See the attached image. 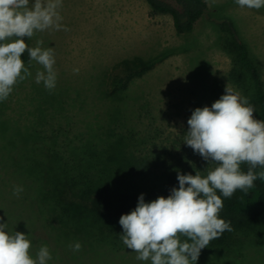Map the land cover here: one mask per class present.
<instances>
[{
  "label": "trees",
  "instance_id": "obj_1",
  "mask_svg": "<svg viewBox=\"0 0 264 264\" xmlns=\"http://www.w3.org/2000/svg\"><path fill=\"white\" fill-rule=\"evenodd\" d=\"M145 1L153 13L170 16L181 36L191 35L209 13L205 0ZM211 21L231 59V81L264 120L263 82L248 47L230 18ZM151 67L142 57L117 63L107 89L96 90L108 105L90 102V94L67 92L55 98L53 113L41 102L38 114L24 99V81L0 102V223H7L10 234L27 235L33 258L46 245L52 256L48 264H132L136 253L120 238V217L135 209L142 193L145 202L167 198L179 187L177 172L196 174V163L150 149L149 136H138L130 124L133 112L125 102L130 86ZM248 167L242 164L241 170ZM254 184L247 194L237 190L231 198L221 197L219 218L230 221L234 231L210 241L196 264H208L205 256L240 264L242 249L262 239L264 180ZM14 186L23 187L19 196L13 195ZM74 242L82 245L79 252L69 247Z\"/></svg>",
  "mask_w": 264,
  "mask_h": 264
},
{
  "label": "rangeland",
  "instance_id": "obj_2",
  "mask_svg": "<svg viewBox=\"0 0 264 264\" xmlns=\"http://www.w3.org/2000/svg\"><path fill=\"white\" fill-rule=\"evenodd\" d=\"M205 1L208 15L196 24L191 35L181 36L175 32L171 17L153 13L145 0H63L61 23L68 31L38 32L30 40L24 38L30 47L43 41L40 46L52 48L56 61L57 84L49 92L42 82H35L42 66L35 61L28 64L27 50L22 54L32 73L24 80V99L33 103L30 110L39 114L37 106L42 102L53 113L55 98L67 92L90 94V102L108 105L104 100L107 97L100 98L96 90L107 89L108 76L117 63L142 57L152 61V67L132 82L125 100L133 112L130 124L135 126V133L149 136L150 146L154 144L150 149L160 153L166 150L177 158H187L190 164L196 163L195 172L201 176L214 169L215 164L208 165L184 144L187 121L196 108H210L225 94L226 85L244 95L230 79L233 65L211 18L227 17L234 22L264 88V8H241L235 0ZM74 69H79L78 73ZM254 118L259 120L256 109ZM241 253L240 264H264V235ZM134 256L132 264H141ZM205 259L208 264L234 263L220 256Z\"/></svg>",
  "mask_w": 264,
  "mask_h": 264
},
{
  "label": "clouds",
  "instance_id": "obj_3",
  "mask_svg": "<svg viewBox=\"0 0 264 264\" xmlns=\"http://www.w3.org/2000/svg\"><path fill=\"white\" fill-rule=\"evenodd\" d=\"M241 8L259 10L264 0H235ZM63 0H0V102L7 100L14 87L31 77L29 67L21 59L27 50L28 64L42 66L35 82L43 83L49 91L57 84L52 48L43 49V41L30 47L29 40L38 32L68 31L61 22ZM78 73L79 69L73 70ZM255 109L248 97L226 85L225 94L211 107L196 108L187 121L184 144L191 147L214 169L201 176L177 172L179 187L170 195L145 202L140 194L134 210L119 219L123 229L120 238L136 259L150 264H196L201 250L222 234L234 231L231 222L219 218L224 207L223 198H231L240 190L245 194L264 180V120L254 118ZM247 164L248 171L241 170ZM22 186H14L13 195L19 196ZM220 193L218 195L217 193ZM7 223H0V264H48L52 259L49 248L43 245L30 255L31 241L21 232L10 234ZM181 237H185L182 241ZM191 241V242H189ZM79 252V242L70 244Z\"/></svg>",
  "mask_w": 264,
  "mask_h": 264
}]
</instances>
